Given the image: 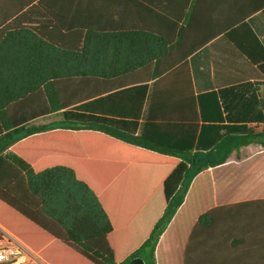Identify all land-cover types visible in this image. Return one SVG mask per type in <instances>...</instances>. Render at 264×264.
Returning <instances> with one entry per match:
<instances>
[{"label": "trees", "instance_id": "trees-1", "mask_svg": "<svg viewBox=\"0 0 264 264\" xmlns=\"http://www.w3.org/2000/svg\"><path fill=\"white\" fill-rule=\"evenodd\" d=\"M1 1L10 9L0 14V226L46 264L158 263L195 178L240 146L264 145V124L195 152L188 58L211 39L189 38L190 28L165 38L147 25L85 23L84 0ZM235 12L221 1L214 36L264 74V46ZM60 111L61 120L32 125ZM107 115L134 118V128L142 118L140 135ZM111 145H121L117 156ZM101 160L125 165L121 175L103 178Z\"/></svg>", "mask_w": 264, "mask_h": 264}, {"label": "crops", "instance_id": "crops-1", "mask_svg": "<svg viewBox=\"0 0 264 264\" xmlns=\"http://www.w3.org/2000/svg\"><path fill=\"white\" fill-rule=\"evenodd\" d=\"M221 1L235 13L247 15V23L264 46V0H84L83 6L85 23L106 29L147 25L148 30L173 38L178 25L190 28L191 39H211L188 58L199 113L195 152L205 154L220 139L244 135L247 126L264 124V74L225 35L214 36L221 22ZM1 2L0 14L10 9ZM132 84H122L99 97ZM49 116L56 118L53 122L59 121L62 111L37 118L32 125H45ZM105 119L140 135L142 118L137 119V128L129 122L134 118L107 115ZM111 146L113 149H104L114 150L117 156L121 145ZM99 166L100 175L106 178L113 170L120 176L125 165L101 160ZM153 166L166 165L156 162ZM186 200L179 223L160 245L156 264H264L263 144L240 146L225 164L204 170L195 178ZM158 252L159 246L156 259Z\"/></svg>", "mask_w": 264, "mask_h": 264}, {"label": "built area", "instance_id": "built-area-1", "mask_svg": "<svg viewBox=\"0 0 264 264\" xmlns=\"http://www.w3.org/2000/svg\"><path fill=\"white\" fill-rule=\"evenodd\" d=\"M0 264L46 263L10 233H3V239L0 240Z\"/></svg>", "mask_w": 264, "mask_h": 264}, {"label": "rangeland", "instance_id": "rangeland-1", "mask_svg": "<svg viewBox=\"0 0 264 264\" xmlns=\"http://www.w3.org/2000/svg\"><path fill=\"white\" fill-rule=\"evenodd\" d=\"M54 120H56V118L54 116H49V117L44 119L43 124L51 123ZM0 231H2L4 234H8V233H6V231L1 226H0Z\"/></svg>", "mask_w": 264, "mask_h": 264}]
</instances>
